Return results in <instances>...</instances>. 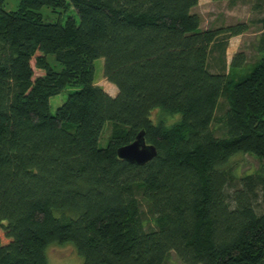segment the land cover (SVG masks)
<instances>
[{
	"label": "trees",
	"instance_id": "1",
	"mask_svg": "<svg viewBox=\"0 0 264 264\" xmlns=\"http://www.w3.org/2000/svg\"><path fill=\"white\" fill-rule=\"evenodd\" d=\"M3 2L0 264H45L46 246L65 242L80 264H163L169 252L182 264H264V15L259 57L236 74L244 54L224 71V52L246 23L200 28L197 0ZM42 6L75 15L44 21ZM96 58L112 96L93 81ZM64 90L51 113L49 98ZM219 97L227 106L215 117ZM154 109L176 118L152 121ZM140 130L155 155L119 159ZM236 153L260 164L234 174Z\"/></svg>",
	"mask_w": 264,
	"mask_h": 264
},
{
	"label": "rangeland",
	"instance_id": "2",
	"mask_svg": "<svg viewBox=\"0 0 264 264\" xmlns=\"http://www.w3.org/2000/svg\"><path fill=\"white\" fill-rule=\"evenodd\" d=\"M18 0H4L3 8L5 10L12 9L17 4ZM258 5V6H255ZM260 5V6H259ZM191 12L199 16V27H215L225 26L236 22H245L247 30L239 35L228 37L227 44L224 52L225 70H227V64L230 57L234 52L241 51L245 56V62L243 65L235 70L236 74H244L248 72L253 63L256 62L259 57L255 47H257V36L261 28L260 23L257 21L264 15V3L263 0H235L231 5L227 1H215V0H197L194 7L191 8ZM42 19L44 21H56L58 19H64L67 15H75L73 10L69 9L66 13H58V11L51 12L49 8L42 6L39 9ZM217 53L213 52L209 59V69L214 70L215 58ZM52 59L51 56L48 58ZM93 81L96 85H99L105 92L110 94L116 91L115 86L106 81L102 75V58H96L93 61ZM65 90L53 95L49 98V110L52 113L57 105H59L65 98ZM227 106L226 100L223 97H219L214 116L218 117L222 114ZM149 117L152 121H164L165 123H171L175 120V116L165 113L161 110L154 109L150 112ZM210 127L216 136L223 135V129L220 124L215 120L212 121ZM110 125L105 123L100 132L98 138V146L104 147L109 138ZM260 160L248 153H236L231 155L226 163V167L234 174H245L253 172ZM142 209V217L144 218V228L151 227L152 215L147 211V206L144 202L140 203ZM45 264H80L81 256H79L73 245L70 242L63 244H50L44 249ZM163 264H182L176 258V256L169 252L167 258Z\"/></svg>",
	"mask_w": 264,
	"mask_h": 264
},
{
	"label": "water",
	"instance_id": "3",
	"mask_svg": "<svg viewBox=\"0 0 264 264\" xmlns=\"http://www.w3.org/2000/svg\"><path fill=\"white\" fill-rule=\"evenodd\" d=\"M115 153L119 159L141 165L155 155V148L153 145L144 142L143 132L140 130L131 142L118 147Z\"/></svg>",
	"mask_w": 264,
	"mask_h": 264
},
{
	"label": "crops",
	"instance_id": "4",
	"mask_svg": "<svg viewBox=\"0 0 264 264\" xmlns=\"http://www.w3.org/2000/svg\"><path fill=\"white\" fill-rule=\"evenodd\" d=\"M236 36V35H235ZM232 37V36H231ZM108 93V92H107ZM116 93V91L114 90L112 94L108 93L109 95H114Z\"/></svg>",
	"mask_w": 264,
	"mask_h": 264
}]
</instances>
